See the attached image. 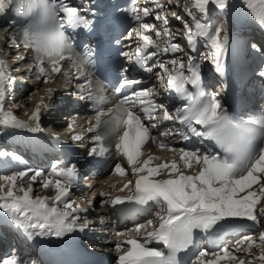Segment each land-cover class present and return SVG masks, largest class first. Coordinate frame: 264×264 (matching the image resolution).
Wrapping results in <instances>:
<instances>
[{
  "label": "snow or ice",
  "instance_id": "obj_1",
  "mask_svg": "<svg viewBox=\"0 0 264 264\" xmlns=\"http://www.w3.org/2000/svg\"><path fill=\"white\" fill-rule=\"evenodd\" d=\"M148 2L145 0V6L141 8L139 0H133L129 8V13L140 23L139 28L127 32L126 38L132 39L135 33L138 47L134 56L129 53L123 55L148 72L158 67L160 86L175 92L187 102L173 114L166 106L156 104L154 89L142 88L124 95L122 89L139 83L125 79L114 89L118 100L106 110L100 108L95 125L89 129L96 133L95 146L89 154L103 155L114 146L116 156H122L126 165L117 162L113 171L123 177L129 175L130 168V175L135 177L134 181L129 179L117 189L119 192L127 189L128 195L112 196L111 193L101 192V196L108 197L105 203L116 206L135 202L157 209L154 219L117 233V237L122 239L115 243L114 250L118 253L116 264H179L177 254L194 245L195 230L212 233L230 218L259 223L264 217V147L258 146V141L264 142V116L238 121L229 115L219 94L205 97L203 92L189 91L188 85L199 89L201 81L200 66L191 56L187 64L179 58L170 61L156 59L155 65L149 67L148 61L156 58L161 51L158 41H164V53L180 51V45L173 42L174 37L167 27L168 16L161 15L164 5L159 0L151 2L155 5L156 20L162 21L164 27L158 29L155 24L143 22V18L154 11L147 6ZM191 4L192 7L187 9L191 22L175 12L172 16L183 21V35L189 48H196L197 38L206 40L209 51L203 59L211 60L217 70L223 71L229 32L223 27L212 28L203 18L207 16L210 5L227 12L231 7L230 0H191ZM245 5L259 25L264 27V0H245ZM9 7L16 15L27 18V24L21 31V43L31 53L33 64L30 69L34 67L40 73L37 79L42 76L44 82H48L45 64L52 66V73L68 75L62 62L70 63L78 71L84 64L93 63V49L85 46L83 52L77 51V42L68 34L69 28H89L92 24L80 9L66 0H0V13ZM116 43L119 44L120 40ZM251 47L258 52L264 51L256 44ZM25 58L20 57L21 60ZM80 75L85 78L81 90L86 98L92 100L95 97L97 104L106 103L98 95L102 82L93 80L92 73L81 72ZM258 76L264 79V64L259 66ZM13 82L7 62L0 59V127L44 131L40 126L41 108L45 106L43 97L30 115L26 113V120L19 119L11 109H6L8 88ZM157 110H162L163 121L175 120L187 129V132L180 133L183 140L195 136L201 142H214L222 151L177 149L167 141L168 130L161 132V138L157 140L152 135V129L158 126L155 123ZM72 139L79 141L82 136L76 134ZM52 140L58 144L59 135L52 133ZM149 142L170 151L172 158L155 163L162 158L148 154L141 159ZM0 155L6 153L0 152ZM13 158L19 159L16 156ZM76 178V166L65 167L59 161L51 165L47 174L42 169L28 168L0 176V210L10 217L28 241L64 238L77 230L84 232L89 227V221H82L79 213L87 209L70 199L71 185ZM37 182L42 190H54V195H35L34 184ZM91 203L92 200H89L88 204ZM145 229L151 230L145 236L136 235ZM153 242L162 247L152 246ZM0 264L23 262L16 253H12L0 260ZM192 264H264V231H260L258 237L244 236L234 245L217 251L201 250Z\"/></svg>",
  "mask_w": 264,
  "mask_h": 264
},
{
  "label": "bare ground",
  "instance_id": "obj_2",
  "mask_svg": "<svg viewBox=\"0 0 264 264\" xmlns=\"http://www.w3.org/2000/svg\"><path fill=\"white\" fill-rule=\"evenodd\" d=\"M163 1L159 0V2L161 4H163V5L166 4L168 9L163 8L161 10L162 14L164 11L166 13L167 12L170 13V12H172V10H178L180 14L184 13L186 15L187 7L183 6L182 9L177 8L172 3V2H178V4H180L179 0H177V1L176 0H172V1L171 0L170 1L165 0L166 2H163ZM183 1H185V4H187V5H189V3H190V1H187V0H183ZM230 4H231V7H230L228 12H233V13L235 12V13H234V20L232 23L233 25L230 29H228V32H229L228 49L232 48L236 54H238L242 59L245 60L243 63V65L245 67L250 65V66H252V68L250 71H248L245 74L244 79H241V77H243L242 76L243 73H241V69H239L240 73H238L237 77H235V78H234V76H232V78L229 80V84L227 87L233 96H237L240 98L241 95L244 93V91H249L251 96L256 95V96L260 97V101H261L262 100L261 94L264 93L263 92L264 91V79H261L258 76V73L256 75H253L252 72H253L254 68H257L258 65H262V63L261 64L258 63V61H257L258 60V58H257V52L258 51H256L253 48L251 50V45L256 44L261 49H264V42L262 40L258 39L248 29V27L250 25L254 26V24H252V22L250 23V21H249L252 18L251 17L252 14H251L250 10L246 7L245 0H230ZM152 5H154V4L152 3ZM211 7H214V6H212V5L209 6V12L211 11L210 16L218 18L220 15L219 10L215 7L213 10ZM154 8H155V5H154ZM169 8H171V10H169ZM150 20L153 22H156V23L159 21V20H156V18L151 17V15H150L146 19H144L143 22L147 23ZM174 21H172L170 25H172V23ZM2 26H3V24L0 25V27H2ZM7 36H8V34H6V33H4L3 36L0 35V51H1V48L4 47V45L5 46L7 45L8 40H10L8 38L9 36L8 37ZM172 36L174 37L173 42H175V43H179L180 39L182 38V35H181V38L177 37L179 39H176L174 34H172ZM250 43H252V44H250ZM133 45L135 47H138V43H136V42H133ZM162 48H163V46L161 47V50H163ZM14 49L15 48L13 46H11L10 54H9L10 58L13 55H15ZM203 51H206V52H204V55L209 51V48L207 47V45L201 46V52H203ZM179 54H181V53H179ZM170 55H172L171 56L172 58L177 56L176 53H173V52H170ZM191 55H193V52L191 53ZM202 61L204 62L203 64H205V66H208L210 64V62H208V60L202 59ZM186 62H185V64H186ZM14 66H16L18 68L20 66V62L19 63L15 62V64L12 65V67H11L12 70H16L15 72L13 71V73H14L13 76L14 77L17 76L14 79V82L16 81V79L21 78L22 79V85L23 86L26 85V87H24L23 89H21V91H19L20 93H19V96L16 98L17 99L16 101L15 100L12 101L11 99H13V98H8V99L6 98L7 101L5 103L9 102V100H10V103L13 106L10 109L14 110L15 111L14 113H16V110L18 111V110H21L23 108L22 104H21L22 106L18 105V108L16 107L15 103L17 101L20 100L21 102H23V101L25 102V101H27V99H30V100L32 99L31 100L32 104L30 103V105H32V107H33L34 104H36V102L37 103L39 102L40 96L38 98L37 95L35 96V94H33L34 98H33V96L29 97V94L27 93V90H28L27 88L29 86H31L30 81L33 82V80H30V78H26L24 76V75H26V74H24V73H26V70L21 71L20 69L14 68ZM17 70L19 72H17ZM233 72H235V71H230L231 75L233 74ZM212 76H214V75H212ZM212 76L209 75L208 78H210ZM60 77H61V75H60ZM202 79H204L203 76H202ZM65 80H66V77H65ZM41 82H42V79H41ZM218 82H219V80H218ZM219 84H220V82H219ZM63 89H65V87H63ZM6 107H8V106H6ZM240 111L247 112V114L245 116L249 117V118L250 117L259 118V117L264 116V114L262 112H258L257 109L256 110L253 109L250 103H247V105H245V104L242 105V107H240ZM72 118H76V115L73 114ZM75 121H76V119H74V122ZM53 122H54L53 118H50L49 120L47 118H45V120L41 121V115H40V126L44 129V131H42V132H30L27 129L21 128L19 130H21V132H23V134H18L15 137H13V139H10L8 137L1 138L0 139L1 143L4 142V143L11 144L13 140L18 141L22 145V147H21L22 149L19 152L14 153L13 156H8L7 154L3 156V159L6 163V169L1 170L0 173H4V175H11L13 173H17V172L23 171L25 169L31 168V169H42L47 174V172L50 171L52 164L50 162L42 159L41 154L39 152V146L35 140V137H37V136L41 137L44 142L53 141L51 137H48L47 131H45V130H47V129H45L47 127H50V126L56 127V126H54ZM71 125L73 126V124H71ZM67 128L69 129V126ZM67 128L65 127L64 129L61 130L63 132V134H65L66 131H64V130ZM53 129H56V128H53ZM2 130H4L3 132H6L7 128L2 127ZM15 132H18V131H15ZM62 132L59 131V133H61V134H62ZM64 136L66 137V135H64ZM61 139H63V138H61ZM79 145H82V144L79 143ZM178 146L181 147V145H178ZM85 153H86V151L78 149V150H76L75 154L77 155L76 156L77 159H80L81 156H83ZM146 155H145V157H142L141 159L146 158L147 157ZM155 155H160V154L158 153ZM14 156L19 157V159H14L13 158ZM161 158L164 161V159L166 157L162 156ZM65 159H66V156L63 155V156L59 157V162H64ZM75 161L76 160L73 158L71 160V165H75V163H76ZM181 169H182V166H181ZM114 180H115L114 178H111L105 183V185L102 184L100 186H95V188L91 191L90 196L88 195V198L83 194L82 195L78 194V196L81 198L80 199L81 201L78 200V203L81 205L85 202L87 203V206H84V208H86L87 211H82L79 213V216L81 217L82 221L84 219H86L87 217H90V215L93 214L90 210V207H88V201L89 200L93 201L94 199H98V197H97L98 193L114 192V190H115L113 187L114 184H112V182L114 183ZM73 184H74V181H73L72 185ZM25 186H27V181H25ZM99 187H102V189L99 190ZM119 187H121V186H119ZM34 189H35V192H34L35 195H54V190H47V191L42 190L39 182L34 184ZM124 195H127V194H124ZM124 195H122V196H124ZM98 202H99V200H97V203ZM112 206L113 205H111V207ZM101 207H102V205H101ZM106 212H107L106 209L101 211V213H106ZM146 214H148V213H146ZM145 217H146V215H144L142 218H140L137 221L132 220V221L122 222L120 224V226L125 225V228L131 229L136 224H141L142 220H145ZM118 220H120V219H118ZM0 221L6 222L7 224H9L11 226V228L13 230H15V232L17 233L18 236H22L25 238L24 234L20 230L17 229V227L12 223L10 217H8L7 214L3 212V210H0ZM260 231H264V217H261L259 223H254L252 221H248V220L243 219V218H230L227 222H222L221 226L216 231H214L212 233H204V232H201L200 230H195V237H194L195 243H194V245H192L188 249H186V251L187 252H194V253H199L201 250H204V249H207L209 252L217 251V247H216L215 243H216V241L222 239V236H224L223 242L226 243L224 245L225 246H232L235 244L236 241L241 240L244 236H248V235L253 236V234L259 235ZM136 235H139L142 237V236L146 235V232H144V230H142L140 233H138ZM81 237H82V233L77 230L73 233L68 234V236H66L64 238H47V239L37 238V239H40L41 244L43 242H45V243L49 242L51 244L52 248H55V247H57V245H59V243H61L63 245L65 244L67 246H69L70 244H77V241ZM201 238H204V242L202 245H199L198 241ZM26 241L30 243V248L37 251L38 254H40V256H41L42 252L40 249V243L39 244L36 243L35 240L34 241H28L26 239ZM115 243H116V241H110L103 246L104 249H107L106 253H107V255H109V259L107 261L108 264L109 263L110 264H116V258L118 255L117 256L115 255L116 254V252L114 250L115 249ZM221 244H223V243H221ZM152 246L162 247V245H156L155 242H153ZM28 251H31V250H28ZM56 251H57V253H59L58 250H56ZM33 252L34 251H32V253ZM34 254H36V253L34 252ZM22 258H24L25 261H27L29 259L27 251L23 252ZM2 259L3 258H1L0 260H2ZM38 260H39V258H38ZM38 260H37V257L35 256L34 259L30 260V264H36V263L38 264V262H37ZM34 261H35V263H34Z\"/></svg>",
  "mask_w": 264,
  "mask_h": 264
},
{
  "label": "rangeland",
  "instance_id": "obj_3",
  "mask_svg": "<svg viewBox=\"0 0 264 264\" xmlns=\"http://www.w3.org/2000/svg\"><path fill=\"white\" fill-rule=\"evenodd\" d=\"M177 1V0H176ZM187 1H189V0H187ZM186 1V2H187ZM181 3V5L182 6H187V4H185V2L183 1V2H180ZM189 6H191L192 7V4H190ZM167 8V6L165 7L164 6V9H166ZM168 9V8H167ZM169 10H171V8H169ZM168 10V11H169ZM172 12H175V13H177L179 16H181L183 19H185L184 18V16H185V14L184 13H179V11L178 10H172ZM172 12H163V14L161 13V15H165V14H167V16H168V22H169V24L167 25V27L169 28V31L171 32V34H176V33H178V31H180L182 28H181V26L179 25V21L180 20H175V18L172 16ZM235 13V12H234ZM234 13L233 12H228V13H226V14H223V13H220V15H219V17L218 18H215V17H213L212 19H213V22H212V25H211V27H216V26H221V27H223V28H226L227 30L228 29H230L231 27H232V23H233V20H234ZM222 15V16H221ZM252 18H251V20H249L250 21V23L252 22V23H254L255 21H256V19L253 17V15L251 16ZM250 18V17H249ZM191 19V18H190ZM175 20V21H174ZM172 21H174L173 23H172V25H170L171 24V22ZM182 21V20H181ZM150 24H155L156 25V27L159 29V28H162V27H164V25L162 24V22L161 21H158L157 23L156 22H150ZM254 26L252 25H250L249 27H248V29L249 30H254V28H253ZM1 29H0V35L1 36H3L4 35V33H6V34H8L7 32H6V29H5V27L4 26H2V27H0ZM152 35H153V37L155 38V35H154V32L152 33ZM9 36V35H8ZM7 36V37H8ZM9 38V37H8ZM10 39V38H9ZM158 43H160V45H163L164 44V41L163 40H161V41H158ZM204 43L205 44H207V41L205 40L204 41ZM179 45H180V49H182L183 48V44L181 43V42H179L178 43ZM11 42H10V40H8V43H7V45L5 46L4 45V47L3 48H1V51H0V59H3V60H5L6 62H7V66H8V71L9 72H12V70L10 69L11 67H12V65H14V63L15 62H17V61H15V57H9V54H10V49H11ZM208 47V46H207ZM204 52H206V51H204ZM203 52V53H204ZM176 53V55L177 56H175V57H171V58H168L166 61H170V60H172V59H174V58H179V59H183L184 57H183V55H180L179 53H177V52H175ZM179 54V55H178ZM156 63V62H155ZM14 68H16L17 69V67L16 66H14ZM204 69H205V67H203ZM14 72H15V70H13ZM256 71H259V69H257ZM256 71L254 72V73H256ZM13 73V72H12ZM12 77H13V75H11ZM20 76V75H19ZM17 77V76H16ZM60 77V74H58V75H49L48 74V82L47 83H45L44 82V80H42V82H41V80L40 81H38V82H35V83H31V86H29L27 89V93L29 94V97L30 96H33V94H35V96L37 95L38 96V98H39V96H41V97H43V99L45 100L46 99V101H47V99L51 96L50 95V93L51 92H49L48 90L49 89H51L52 87H58V88H63V87H66V81H64L61 77ZM14 78V77H13ZM15 79V78H14ZM30 80H31V78H30ZM66 80H67V78H66ZM40 82V83H39ZM33 98H34V96H33ZM12 101H16L17 99L16 98H14V99H11ZM32 100V99H31ZM31 100L30 99H27V101H23V102H21L20 100L19 101H17L15 104H16V107L18 108V105H21L23 108L21 109V110H16V113H15V115L19 118V119H21V120H26L27 119V115H30L31 114V110H32V105H30V103L32 104V102H31ZM34 100V99H33ZM6 101H7V99H6ZM5 101V102H6ZM9 104V105H8ZM36 104H37V102H36ZM6 106H8V107H6ZM5 107H6V109H10L11 107H13L12 105H11V103H10V100H9V102H7V103H5ZM16 109V108H15ZM12 110V109H11ZM13 112H15L14 110H12ZM26 113H27V115H26ZM77 121H80V118L79 119H77ZM77 121H75V122H77ZM81 122V121H80ZM62 134H63V132H62ZM65 135V134H64ZM65 137V136H64ZM76 141V140H75ZM78 145H79V143H78ZM162 156H164V155H162ZM166 159V158H165ZM171 159V158H170ZM160 162V161H159ZM156 163H157V161H156ZM0 176H4V174H2V173H0ZM123 183V182H122ZM112 184H114L116 187L114 188L115 190H114V192H111V194H112V196H115L116 194H117V192H119L117 189L118 188H120L119 186H121L122 187V185L120 184V183H118L117 182V180L115 179L114 180V183L112 182ZM100 189H102V187H99V190ZM118 195H120V193L118 194ZM122 195H124V193L123 194H121V196ZM87 197V196H86ZM79 198V201H81L80 199V197H78ZM88 198V197H87ZM90 198V197H89ZM103 199V200H102ZM108 199V197H102L101 199L100 198H98V199H94L93 201H92V203L91 204H88V207H90L91 205H92V208L90 209L91 210V212L93 213L92 215H90V217H87L86 218V220L87 221H89L90 223H94V225H96L97 226V228L98 227H101V226H103V225H107L106 223H105V221L106 220H108V218H107V215H105V213H101V211L102 210H104V209H106L105 207H103V206H105L106 205V203H105V201ZM97 200H99V202L97 203ZM101 205H102V207H101ZM111 205V204H110ZM82 206L84 207V206H87V203L85 202V203H83L82 204ZM99 206V207H98ZM106 218V219H105ZM96 223V224H95ZM104 223V224H103ZM94 225H92L91 224V228H96V226H94ZM109 225V224H108ZM100 229V228H99ZM132 229V228H131ZM151 229H145L144 230V232H147V231H150ZM127 230H122V231H119V232H126ZM252 236V235H251ZM115 237H117V234L115 235ZM253 237H258V235H256V234H253ZM119 238H122V237H119ZM195 260V259H194ZM193 260V261H194Z\"/></svg>",
  "mask_w": 264,
  "mask_h": 264
}]
</instances>
